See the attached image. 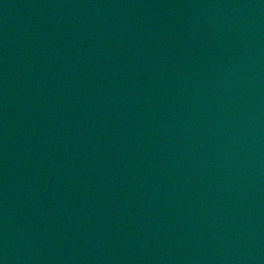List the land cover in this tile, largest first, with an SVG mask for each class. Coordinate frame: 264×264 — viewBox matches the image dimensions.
I'll return each instance as SVG.
<instances>
[{
  "label": "water",
  "instance_id": "95a60500",
  "mask_svg": "<svg viewBox=\"0 0 264 264\" xmlns=\"http://www.w3.org/2000/svg\"><path fill=\"white\" fill-rule=\"evenodd\" d=\"M0 264H264V0H0Z\"/></svg>",
  "mask_w": 264,
  "mask_h": 264
}]
</instances>
